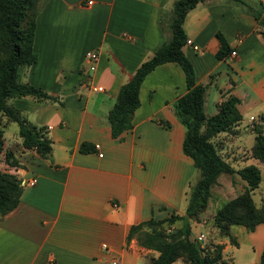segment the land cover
<instances>
[{
  "label": "crops",
  "instance_id": "obj_1",
  "mask_svg": "<svg viewBox=\"0 0 264 264\" xmlns=\"http://www.w3.org/2000/svg\"><path fill=\"white\" fill-rule=\"evenodd\" d=\"M87 1L37 0L36 58L20 80L57 100L24 95L8 102L27 122L45 126L51 148L41 157L23 148L19 136L6 141L3 127L12 120L1 117L0 169L15 174L22 190L15 207L0 215V264H147L154 251L134 236L126 239L129 226L178 208L196 170L181 150L183 126L174 113L176 97L186 90L176 62L157 64L144 76L132 127L120 139L110 136L106 118L119 85L170 37L159 20L170 18L174 0ZM258 4L264 14V0H201L185 14L182 27L190 42L182 51L195 82L205 85L207 114L232 94L238 98V122L264 115V27L248 11ZM216 31L228 47L221 58L215 56ZM90 49L98 52L92 71L84 59ZM81 141L93 143L94 150L78 151ZM5 150L17 164L5 161ZM171 168L177 174L160 188L156 183ZM249 238L253 257L239 262L230 249L239 243L222 241L227 264H258L264 224H256ZM170 264L186 263L176 258Z\"/></svg>",
  "mask_w": 264,
  "mask_h": 264
},
{
  "label": "trees",
  "instance_id": "obj_2",
  "mask_svg": "<svg viewBox=\"0 0 264 264\" xmlns=\"http://www.w3.org/2000/svg\"><path fill=\"white\" fill-rule=\"evenodd\" d=\"M198 1L201 0L172 2L170 18L161 16L159 20L161 28L166 24L170 29V37L140 61L131 76L119 85L106 113L110 136L120 139L121 132L132 127L131 117L139 103L138 89L144 76L155 65L165 61H174L182 69L186 90L176 97L174 113L183 126L181 150L191 159L198 175L189 186L183 213L170 211L160 218L151 215L129 226L126 239L134 236L140 246L155 252L148 257L147 264H170L176 258H181L186 264H227L222 252L223 243L201 246L199 240L190 235L191 220L206 207L211 184L220 173L234 172L219 155L210 138L219 131L227 130L241 118L236 106L238 98L232 94L217 103L215 112L207 114L204 111L205 85L195 82L193 68L182 51L186 40L182 22L187 11ZM36 9L37 0H0V151L3 144L1 117L5 116L6 121L16 122L23 148L33 149L37 155L47 157L51 147L45 126L27 122L8 102L9 98L24 95L39 100H57L56 95L20 80L21 70L36 58L32 50ZM248 11L264 27L261 4L254 8L250 6ZM215 35L219 41L215 56L221 58L228 49L227 43L220 32L216 31ZM157 122L164 128L170 127L165 119H157ZM251 126L254 136L249 148L250 156L264 163V115H259ZM94 148V144L88 141H81L78 145L80 152H89ZM4 159L9 164H17L10 150L4 151ZM236 173L245 181V190L223 202L212 215L218 233L234 245L237 241L230 231L231 225L253 230L256 224H264V200L256 206L250 195V190L260 180L259 168L247 163L236 169ZM21 190L22 185L16 175L0 169V215L15 207ZM174 220H179V225H164ZM258 264H264V245L258 255Z\"/></svg>",
  "mask_w": 264,
  "mask_h": 264
},
{
  "label": "rangeland",
  "instance_id": "obj_3",
  "mask_svg": "<svg viewBox=\"0 0 264 264\" xmlns=\"http://www.w3.org/2000/svg\"><path fill=\"white\" fill-rule=\"evenodd\" d=\"M245 116H247V113H245ZM253 121H257V119L255 120L253 117L247 121L241 120V122L231 125L227 130L219 131L210 138L219 155L230 165H232L231 167L234 172H223L217 176L216 181L210 186L206 207L196 216L194 220H191L190 235L191 237L194 236L196 240H198L196 236L199 235L201 237L199 242L202 246L214 243H222L223 240H225V242H229L227 237L221 236L218 233V229L214 225L212 215L215 209L223 202L245 190V181L241 179L236 173V169L247 163H253L259 168L260 180L258 185L250 190V195L256 206H259L261 201L264 200V163L260 162L256 158L251 157L249 150L251 144L253 143L254 136V132L251 129V123ZM3 136L6 141L18 139V135L16 134V123L14 121L8 122L6 126L3 127ZM232 136H236L235 141L230 140ZM176 171V168L168 169L166 171V176L156 184L160 188H163L166 185L168 186L170 180L174 179V174H177ZM197 175L198 172L195 170L187 179L182 198L180 199V202H178V208L169 210L167 212L168 214L170 211H173L177 214L183 213L186 205V196L189 191V186L194 182ZM179 223V220H174L168 225L167 223H164V225L171 227L177 226ZM230 231L233 236H236L235 240L239 243L238 248H230L231 250H234L231 255L234 254L237 262L244 258L246 261L249 260L251 256L253 257V251L248 247L250 240L249 233L251 230H247L243 226L233 224L231 225ZM153 253L154 252H151L150 254ZM227 253L228 251L224 252V254ZM224 257L226 258V256Z\"/></svg>",
  "mask_w": 264,
  "mask_h": 264
},
{
  "label": "built area",
  "instance_id": "obj_4",
  "mask_svg": "<svg viewBox=\"0 0 264 264\" xmlns=\"http://www.w3.org/2000/svg\"><path fill=\"white\" fill-rule=\"evenodd\" d=\"M87 2H90V1L88 0ZM185 41H186V42H190V39H186ZM234 53H235L234 50H231V51H230V54H231V55H233ZM97 57H98V52H97V50L90 49V50H86V51L84 52V59H85V61H86V63H87V69H88L89 71L94 70V68H95V64H96V60H97ZM95 88H96L97 90H102V87H101L100 85L96 86ZM251 124H252V123H251ZM34 181H35V178H31L30 181H29V183H32V182H34ZM196 238H197L198 240L201 239V237H200L199 235H197ZM200 245H201V243H200ZM201 246H202V245H201Z\"/></svg>",
  "mask_w": 264,
  "mask_h": 264
}]
</instances>
